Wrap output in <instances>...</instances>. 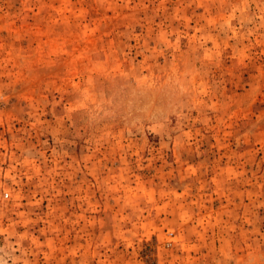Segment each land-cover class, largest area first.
<instances>
[{
	"label": "rangeland",
	"instance_id": "1",
	"mask_svg": "<svg viewBox=\"0 0 264 264\" xmlns=\"http://www.w3.org/2000/svg\"><path fill=\"white\" fill-rule=\"evenodd\" d=\"M0 264H264V0H0Z\"/></svg>",
	"mask_w": 264,
	"mask_h": 264
}]
</instances>
